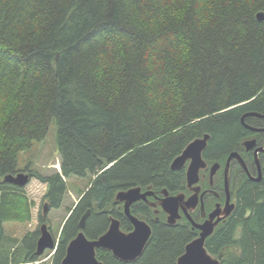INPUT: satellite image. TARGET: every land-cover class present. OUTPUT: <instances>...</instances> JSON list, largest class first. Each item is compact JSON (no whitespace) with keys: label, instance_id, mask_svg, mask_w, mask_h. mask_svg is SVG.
Wrapping results in <instances>:
<instances>
[{"label":"trees","instance_id":"obj_1","mask_svg":"<svg viewBox=\"0 0 264 264\" xmlns=\"http://www.w3.org/2000/svg\"><path fill=\"white\" fill-rule=\"evenodd\" d=\"M260 12L264 0H0V264L41 259L40 229L5 234V223L30 208L24 187L4 177L21 172L19 154L45 139L54 120L61 172L35 174L50 207L61 206L66 178L92 180L51 264H62L88 209L90 238L111 215L121 218L118 190H175L182 177L170 165L193 139L210 133V156L232 148L242 111H264ZM194 234L161 221L136 261L104 249L98 257L175 264ZM206 245L221 264H264V180L243 186L236 211Z\"/></svg>","mask_w":264,"mask_h":264},{"label":"water","instance_id":"obj_2","mask_svg":"<svg viewBox=\"0 0 264 264\" xmlns=\"http://www.w3.org/2000/svg\"><path fill=\"white\" fill-rule=\"evenodd\" d=\"M258 19L264 20V12L258 13ZM210 138L211 134L205 133L203 136L193 139L171 163L172 170H181L188 163L186 176L189 187L199 182L200 171L208 166L203 158V152L206 150ZM253 143L254 141L246 142V144ZM233 156L240 155L237 152H233L230 155L229 162ZM218 168L219 163H214L211 170L212 174ZM4 180L24 187L30 182L31 177L28 173L18 172L17 174L5 176ZM152 187V185H149L147 190L143 191V186L135 185L127 189L118 190L115 195L116 202L124 203V212L134 225L132 231H124L121 227L120 219L111 215L108 229L98 237L90 238L86 234L87 219L91 214V209H88L79 222L77 235L68 243L67 252L62 260V264H104L98 257V250L100 249L111 251L117 259L123 262H134L139 259L143 255L153 235V228L146 221L132 214L131 206L136 201L147 199V195L154 194ZM192 188L195 192L188 198L185 197L184 193L171 195L167 187L162 189L163 196L158 205L160 204L162 209L168 213V224L175 225L181 218L180 206H192L198 203L200 185ZM151 205L157 204L151 203ZM49 209L50 203H45L43 206L44 219ZM234 209V203L225 206L224 209L217 208L203 224H195L196 227L201 229L200 235L186 244L184 252L177 258L175 264H221L222 257L210 252L206 243L208 238L214 234L217 225L222 220V213L226 220ZM217 215L219 217L215 220V216ZM60 236L59 238L54 237L48 224L43 222L40 227L36 253L43 255L46 250H51L55 253Z\"/></svg>","mask_w":264,"mask_h":264},{"label":"flooded vegetation","instance_id":"obj_3","mask_svg":"<svg viewBox=\"0 0 264 264\" xmlns=\"http://www.w3.org/2000/svg\"><path fill=\"white\" fill-rule=\"evenodd\" d=\"M240 125L242 133L238 136L235 145L222 154L216 153L210 156L207 153L212 140V137L210 138L208 146L203 152V158L208 166L200 171L199 182L192 186L200 185L198 203L192 206H180L181 218L176 224L185 225L195 232L193 239L198 237L201 232V229L196 227L195 224H203L210 218L211 213L215 209H224L225 206L234 203L235 209L226 220L222 213L223 218L217 225L214 234L225 226L236 211L239 193L243 186L247 183H260L264 180V111L250 108L244 109L240 116ZM250 141H254V143L246 144V142ZM233 152L239 153L240 156H233L229 162L230 155ZM214 163H219V168L212 174L211 170ZM187 165L188 163L183 169L178 170L181 172L182 177L179 186L175 190L167 187L171 195L184 193L185 197L188 198L194 194L195 190L187 184ZM151 185L153 186L154 194L147 195V199L136 201L131 206V212L146 221L154 231V225L157 222H167L168 213L162 209L160 204L158 205L163 196L162 189L164 187ZM147 187H143V191H146ZM151 203H156L157 205H151ZM118 210L121 213L122 229L126 232L132 231L134 225L124 212L123 202L118 203ZM218 217V215L215 216V220ZM45 220L46 218H43V221Z\"/></svg>","mask_w":264,"mask_h":264},{"label":"rangeland","instance_id":"obj_4","mask_svg":"<svg viewBox=\"0 0 264 264\" xmlns=\"http://www.w3.org/2000/svg\"><path fill=\"white\" fill-rule=\"evenodd\" d=\"M18 170L31 174L30 182L24 186L25 202L29 206L30 216L23 220L6 222L5 234L22 238L30 231L40 229L43 222L50 227L54 237L59 238L63 224L69 212L79 201L80 197L91 184V177L72 176L66 178L67 192L60 207H50L46 220L43 221V206L50 203L47 195V184L35 177V174L51 175L61 172V155L58 141V124L54 120L47 136L41 141L34 142L30 148L22 151L18 156ZM51 250H46L36 264H51Z\"/></svg>","mask_w":264,"mask_h":264},{"label":"bare ground","instance_id":"obj_5","mask_svg":"<svg viewBox=\"0 0 264 264\" xmlns=\"http://www.w3.org/2000/svg\"><path fill=\"white\" fill-rule=\"evenodd\" d=\"M170 168H171V165H170Z\"/></svg>","mask_w":264,"mask_h":264}]
</instances>
